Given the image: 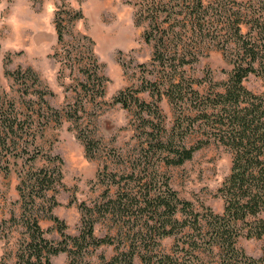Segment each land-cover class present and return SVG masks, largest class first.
<instances>
[{
	"label": "trees",
	"instance_id": "obj_1",
	"mask_svg": "<svg viewBox=\"0 0 264 264\" xmlns=\"http://www.w3.org/2000/svg\"><path fill=\"white\" fill-rule=\"evenodd\" d=\"M134 5L135 20L144 25L143 37L151 46L152 77L144 79L139 90H148L153 97L145 101L136 91L121 90L115 99L139 107L144 126L150 128L142 149L146 157L157 155L158 163L182 164L210 142L230 150V170L216 192L223 200L222 211L180 198L157 167L151 173L145 159L144 164L134 162L118 179L110 173L105 199L93 206L83 203L81 229L75 235L66 233V224L52 212L62 185L63 160L59 154L40 153L36 138L42 130L30 111L32 99L21 111L0 88V170H16L19 204V213L11 209L5 217L0 201V226L13 223L24 229L13 264H53L51 256L60 251L67 253L66 264H137L136 256L138 264H264V88L255 92L243 82L254 74L264 86V0H136ZM209 44L229 55L232 69L225 79L201 85L205 79H194L185 71ZM10 74L24 84L25 93L27 81L36 78L30 67ZM33 92L38 93L39 107H48L41 91ZM162 98L171 105L169 126L159 105ZM52 114L59 116L56 110ZM190 135L195 144L184 142ZM40 159L43 163L35 166ZM126 206L140 213L137 225L117 219L113 235H94L97 212L102 209L103 215L115 219ZM125 215L131 218L130 212ZM42 217L56 224L58 241L45 236ZM242 234L263 239L259 257L237 245ZM170 235L174 236L170 250L160 251V239ZM102 244H113L114 252L101 253L93 263L88 254Z\"/></svg>",
	"mask_w": 264,
	"mask_h": 264
},
{
	"label": "rangeland",
	"instance_id": "obj_2",
	"mask_svg": "<svg viewBox=\"0 0 264 264\" xmlns=\"http://www.w3.org/2000/svg\"><path fill=\"white\" fill-rule=\"evenodd\" d=\"M135 1L0 0V88L21 111H26L25 101L32 99L30 111L39 132L42 130L36 138L40 153L59 154L63 160L62 185L58 187L57 204L52 212L64 221L68 234L75 235L82 227L83 203L93 206L105 199L103 193L110 173H116L118 179L121 173L129 172L134 162L144 164L145 159L151 173L157 167L180 198L195 205L203 201L216 212L223 208V200L216 192L229 173L230 150L210 142L196 149L182 164L158 163L157 155L146 157L142 149L146 143L145 131L150 128L144 126L139 107L134 103L124 106L115 99L121 90L136 91L145 101L153 97L148 90H139L143 80L152 77L151 46L144 40V25L135 20ZM58 28L62 32L61 40ZM27 67L36 73L34 81L33 78L27 81L32 93H25L24 84L10 74ZM231 69L229 55L209 44L196 62L186 66L185 74L194 79L203 78L201 85H208L210 79H225ZM243 82L255 92L264 88L260 77L254 74ZM194 86L202 87L195 83ZM35 90L41 91L48 107L44 104L39 107ZM159 105L165 114L164 123L169 126L171 105L165 98ZM54 110L59 114L57 118L52 114ZM85 139L90 141L88 151ZM196 141L193 135L184 139L188 145ZM42 163L40 159L34 165ZM17 183L14 168L8 172L0 170V201L5 217L11 209L19 213ZM110 188L113 190L115 186ZM127 208L120 211L121 218L117 214L115 219L103 215L102 209L97 212L94 235H113L117 219L137 225L140 213ZM127 211L131 215L129 220ZM261 215L264 217V212ZM40 225L49 239L56 242L61 238L52 219L42 217ZM23 230L13 223L0 226V264H13ZM173 240V235L161 238L158 249L169 251ZM237 245L247 254L259 257L263 239L242 234ZM113 252V244H102L91 249L87 258L98 263L101 253L110 256ZM51 261L66 264V251L52 255ZM135 262L139 263L138 256Z\"/></svg>",
	"mask_w": 264,
	"mask_h": 264
}]
</instances>
